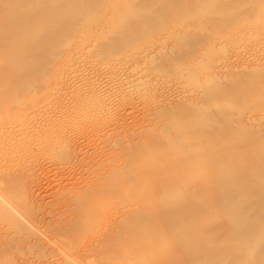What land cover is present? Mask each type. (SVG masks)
Returning <instances> with one entry per match:
<instances>
[{
	"label": "rangeland",
	"instance_id": "1",
	"mask_svg": "<svg viewBox=\"0 0 264 264\" xmlns=\"http://www.w3.org/2000/svg\"><path fill=\"white\" fill-rule=\"evenodd\" d=\"M21 6L39 10L37 69L13 109L0 112V264L48 259L43 231L74 222L79 196L114 197L113 211L151 193L134 183L140 177L155 180L156 194L161 187L216 200L219 231L254 230L252 243L218 263L264 264V0ZM224 126L246 142L238 136L241 147H231L225 131L214 139ZM178 151L193 157L186 171L171 167ZM246 184L263 194L246 186L218 199Z\"/></svg>",
	"mask_w": 264,
	"mask_h": 264
},
{
	"label": "bare ground",
	"instance_id": "2",
	"mask_svg": "<svg viewBox=\"0 0 264 264\" xmlns=\"http://www.w3.org/2000/svg\"><path fill=\"white\" fill-rule=\"evenodd\" d=\"M22 1L0 0V112L5 110V114L3 115H7L8 111L13 109L12 105L16 102V98L20 97L21 92L24 91V81L29 83L37 69L35 62V54L37 52L34 53L35 46L32 45L37 34V27L32 20L38 18L37 11L39 12V10H34L33 15L30 14L29 7L21 6ZM51 11L49 9L45 13L50 12V14H53ZM15 54L16 57L14 58ZM20 72L22 74L25 73V78L21 77ZM263 86L261 85V87ZM3 115L0 114V116ZM224 127L226 129V126ZM224 129L218 134L215 133L214 139H221L225 131L224 133L226 134L223 138H227L228 142L232 140L233 144L230 143V146L232 147L233 145L237 149L236 145L243 139L244 133L239 131V129H236L238 131H235L233 128L230 129V126L226 130ZM227 133L228 135L230 134V137L226 136ZM252 135L253 137H257L261 142V139L258 137L260 135ZM208 136H206V139L213 140L214 134L211 135V138ZM238 136L240 137V141ZM243 140L240 143L241 146L243 142H246V140ZM252 140L255 141L256 139L254 140L253 138ZM247 141L250 140L248 139ZM249 143L253 145L252 143L254 142ZM227 144L229 145V143ZM246 145L249 146V144ZM177 154L173 156L171 167H177L182 171H186L187 165L194 163L193 157L189 154L186 156L180 151ZM154 181L148 180V177H140L134 183L140 184L142 188L145 186L144 191L151 189L150 192L152 193ZM126 183L128 184V182ZM131 184L133 185L132 182H129V185ZM164 185L162 184V186ZM136 186L138 187V185ZM246 186L248 187L247 184L245 186L227 187L222 190L223 192L220 193L218 199L225 198L228 195L230 198H233L240 192H246ZM248 188L251 189L250 186ZM157 189L159 191L158 195L154 191L152 195L149 191L148 193L144 192L141 194L142 196L138 193L141 198L139 197L137 201L134 198V201L130 200V202L124 203L125 205L119 202V206L114 209L111 208L113 211H107V207L112 205L114 197L109 196L111 199L113 198L111 200L108 197L106 198V196L104 197V195L98 196V193L97 196L90 197L83 195L85 198L79 196L78 205L77 203H73V205L76 204L77 206L71 208L72 210L70 209L72 213L70 217H76L72 218L75 219L74 222H71L70 219L69 223L63 222V224H68L66 226H62L61 223V227L59 226L53 231L41 232L49 239L50 251L47 254L49 257H47L48 259H44L42 257L44 255L42 254V256H38L40 259L36 260L35 264H220L218 262L221 261L220 259L226 253L229 252V255H233L236 251L235 249L242 246V243H246L247 241L252 243L254 230L248 228V226L247 228H244L246 227L244 226V229H239L238 226H235L232 227V230L224 231L226 229V226H224L225 222L223 225L225 229H222L223 233L221 232L222 230L219 231L222 225L219 226L218 223H214L215 220L218 221L216 218L213 221L215 207H218L216 200L206 196L197 197V193H195L196 196L194 193H184L171 189L161 190V187ZM254 190L255 192L257 190L258 193L262 192L259 194H263L262 188L260 189L262 191H258V188ZM252 191L253 189H251ZM136 194L137 192L129 196L131 198L138 197ZM119 198L121 197H117V199ZM127 199L130 198L127 197ZM68 214L70 215V213ZM213 224L218 226V228H216L217 226L215 227V231L218 234L214 233ZM229 226L231 227V225ZM219 232H221L220 235ZM45 242L41 241L40 246ZM254 243L256 242L254 241ZM234 256L232 259L240 255L238 253L237 257L236 255Z\"/></svg>",
	"mask_w": 264,
	"mask_h": 264
}]
</instances>
